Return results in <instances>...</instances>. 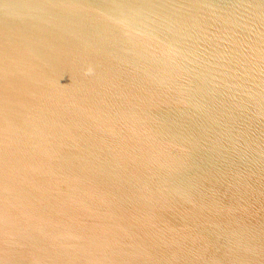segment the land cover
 <instances>
[{
    "label": "water",
    "instance_id": "water-1",
    "mask_svg": "<svg viewBox=\"0 0 264 264\" xmlns=\"http://www.w3.org/2000/svg\"><path fill=\"white\" fill-rule=\"evenodd\" d=\"M0 264H264V0H0Z\"/></svg>",
    "mask_w": 264,
    "mask_h": 264
}]
</instances>
